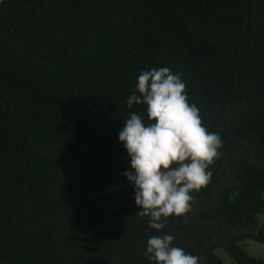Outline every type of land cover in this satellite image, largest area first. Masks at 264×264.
Returning <instances> with one entry per match:
<instances>
[{"label":"trees","instance_id":"1","mask_svg":"<svg viewBox=\"0 0 264 264\" xmlns=\"http://www.w3.org/2000/svg\"><path fill=\"white\" fill-rule=\"evenodd\" d=\"M185 83L223 146L191 211L136 213L118 140L142 71ZM138 94V93H137ZM264 0H0V264H151L153 235L221 264H264Z\"/></svg>","mask_w":264,"mask_h":264},{"label":"clouds","instance_id":"2","mask_svg":"<svg viewBox=\"0 0 264 264\" xmlns=\"http://www.w3.org/2000/svg\"><path fill=\"white\" fill-rule=\"evenodd\" d=\"M185 88L167 67L142 71L126 104L145 105L147 122L132 112L118 134L130 159L131 171L122 175L134 186L136 214L148 217L157 232L169 217L191 211L192 193L211 182L209 169L223 146L220 135L203 126ZM173 240L168 234L151 236L144 255L151 264H198L199 257L172 246Z\"/></svg>","mask_w":264,"mask_h":264},{"label":"rangeland","instance_id":"3","mask_svg":"<svg viewBox=\"0 0 264 264\" xmlns=\"http://www.w3.org/2000/svg\"><path fill=\"white\" fill-rule=\"evenodd\" d=\"M258 222L264 223V207L255 214ZM245 253L253 256H264V240L257 241L249 238L238 241ZM213 254L219 259L221 264H237L228 254L220 247L212 249Z\"/></svg>","mask_w":264,"mask_h":264}]
</instances>
